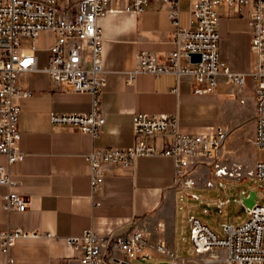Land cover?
I'll list each match as a JSON object with an SVG mask.
<instances>
[{
	"label": "crops",
	"instance_id": "0c3cea01",
	"mask_svg": "<svg viewBox=\"0 0 264 264\" xmlns=\"http://www.w3.org/2000/svg\"><path fill=\"white\" fill-rule=\"evenodd\" d=\"M126 5L127 0L114 1V10L99 19L104 34L103 70L107 78L100 98V109L106 116L100 135L93 137L74 125L51 122L52 111L90 112L93 96L90 92L58 85L41 69L48 60L41 65L39 57V70L26 71L20 76V86L31 91L29 95L14 98L20 106V148L25 157L8 165L7 155L0 153V165L9 166L17 181L11 189L24 194L29 204L25 210H7L5 195L10 188L0 183V264H80L79 253L67 245V237L82 235L86 229L107 236L137 228L149 234L152 244H165L173 257L154 252L153 258L130 259L116 251L112 264H146L148 260L193 264L198 262L195 259L199 254L191 253L194 246L189 217H199L219 233L206 216L210 210L209 198L195 189L212 192L219 190L218 184H225V177H249L220 178L212 165L202 164L194 174L196 186L183 189L175 181L174 160L155 154L140 156L129 168L107 165L104 181L92 189L87 154L93 149L131 145L135 140L136 113H178L181 130L190 133L208 134L219 126L226 127L229 137L221 151V163L232 164L230 167L245 164V157L257 146L254 73L259 60L252 47V3L244 13H237L229 5L218 7L220 59L233 71L248 74L246 87L240 89L221 73L216 92L204 94L193 92L191 75L178 77L174 73L149 72L132 75L138 52L149 50L163 56L175 50L177 44L167 4L152 0L140 14L125 9ZM190 9L191 0H181L182 27L189 26ZM174 87L178 90L174 91ZM166 140L156 137L157 147L161 149ZM209 180L214 182L213 186L208 185ZM249 193L244 190L243 198ZM217 199L220 204L229 201L225 196ZM248 208L246 205L247 213ZM197 210L198 215L194 212ZM15 227L37 230L42 236L19 238L5 251L1 233ZM47 233L52 236H46Z\"/></svg>",
	"mask_w": 264,
	"mask_h": 264
},
{
	"label": "built area",
	"instance_id": "2783aa9c",
	"mask_svg": "<svg viewBox=\"0 0 264 264\" xmlns=\"http://www.w3.org/2000/svg\"><path fill=\"white\" fill-rule=\"evenodd\" d=\"M114 1L120 0H0V153L7 155L8 165L25 157L20 148V106L14 98L31 93L20 86L19 79L26 71L39 70L37 51L42 35L50 54L41 69L61 87L90 92L93 96L90 112L52 111L51 122L54 125H74L93 137L103 131L106 116L100 109V98L107 78L103 70L104 34L99 19L114 10ZM151 1L127 0L125 9L140 14ZM161 1L168 5L177 47L163 56L149 50L138 52L132 75L138 72L174 73L178 77L191 75L192 89L197 94L216 92L221 73L240 89L246 87L248 74L233 71L220 59L218 7L229 5L237 13H244L247 5L252 3V47L259 60L254 73L257 81L254 142L264 151V0H191L188 27L181 26V0ZM26 39L30 46L24 45ZM193 53H200L201 60L193 61ZM133 126L135 140L131 145L93 149L87 154L93 190L104 181L107 165L129 168L140 156L155 154L174 160L175 181L183 189L196 186L194 174L202 164L212 165L215 175L220 178L244 176L240 165L228 168L221 163V151L229 137V130L224 126L208 134L184 132L178 113L167 112L136 113ZM158 136L167 139L161 149L155 142ZM8 165H0V183L10 188L5 195L4 207L25 210L29 201L24 194L11 189L17 181ZM247 176L264 178V158L256 162ZM208 185L213 186L214 182L209 180ZM248 214L244 223H223L224 235L191 215L189 221L195 251L199 255L209 253L215 257L217 250L225 248L228 264H264V204L257 201L248 208ZM38 236L42 233L37 230L9 228L1 233L2 246L8 251L19 238ZM66 242L79 253L80 264H112L116 251L130 259L153 258L154 252L173 257L165 244H152L149 234L139 228L107 236L86 229L82 235L67 237Z\"/></svg>",
	"mask_w": 264,
	"mask_h": 264
},
{
	"label": "rangeland",
	"instance_id": "374dc122",
	"mask_svg": "<svg viewBox=\"0 0 264 264\" xmlns=\"http://www.w3.org/2000/svg\"><path fill=\"white\" fill-rule=\"evenodd\" d=\"M25 46H30V41L26 39L24 41ZM40 49L37 51L38 56L40 57V63L41 65H44L47 62L48 57V51L46 48V42L44 39V35L41 37V41L39 43ZM2 53V50L0 49V55ZM264 158V151L259 146H256L252 148V152L249 153L247 157H245L244 162L245 164H238L241 166L242 175H248V171L251 170L257 160ZM231 165H228V168H231ZM250 166V167H246ZM220 181V180H219ZM217 181V182H219ZM225 184L219 185V190H213L210 191H201L200 189H195L196 192H202L203 194H206L207 202H210L208 211L209 214H205L208 218H211L212 222L216 225L217 231L220 235H224V230L222 228V225L220 224L221 221L225 220L229 223L234 224H241L244 223L248 219V213L246 209V204L244 202L243 198V192L244 190H249V192L255 191L257 194V201L261 204H264V178H252V177H245L243 179H232L229 177L224 178ZM201 197H203L202 194H200ZM225 196L229 198V201L220 204L218 201V197ZM216 198V199H214ZM214 200V201H213ZM195 201V200H194ZM215 202V204L213 203ZM197 215L198 210L194 211ZM192 254L198 255V253L195 251V248H192L191 251ZM218 254L217 256L213 257L211 254L206 253L203 255H199L195 260L198 262H195L193 264H228L226 261L227 257V251L225 248H220L216 251ZM146 264H161L159 261H151L148 260L145 262Z\"/></svg>",
	"mask_w": 264,
	"mask_h": 264
},
{
	"label": "water",
	"instance_id": "95a60500",
	"mask_svg": "<svg viewBox=\"0 0 264 264\" xmlns=\"http://www.w3.org/2000/svg\"><path fill=\"white\" fill-rule=\"evenodd\" d=\"M193 61H200L201 54L200 53H193L191 55ZM244 202L247 206L252 207L257 202V194L255 191L249 193L248 196L244 197Z\"/></svg>",
	"mask_w": 264,
	"mask_h": 264
},
{
	"label": "bare ground",
	"instance_id": "6f19581e",
	"mask_svg": "<svg viewBox=\"0 0 264 264\" xmlns=\"http://www.w3.org/2000/svg\"><path fill=\"white\" fill-rule=\"evenodd\" d=\"M242 175V174H241Z\"/></svg>",
	"mask_w": 264,
	"mask_h": 264
}]
</instances>
